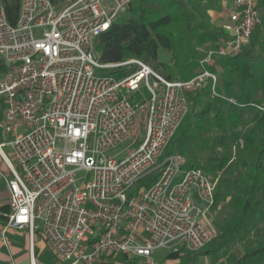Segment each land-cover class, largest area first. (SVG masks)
Instances as JSON below:
<instances>
[{"label": "built area", "instance_id": "2783aa9c", "mask_svg": "<svg viewBox=\"0 0 264 264\" xmlns=\"http://www.w3.org/2000/svg\"><path fill=\"white\" fill-rule=\"evenodd\" d=\"M130 3L20 0L14 24L0 3V134L12 152L11 160L2 155L10 172L3 230L40 232L53 264L150 258L162 248L196 252L217 236L219 175L182 169L185 158L165 152L188 113L187 93L208 80L215 86L203 64L249 43L261 20L256 0L230 1L226 40L198 48L202 69L188 80L168 79L135 57L99 59L97 37ZM142 89L148 95L133 100ZM152 173L149 185L132 189Z\"/></svg>", "mask_w": 264, "mask_h": 264}, {"label": "trees", "instance_id": "16d2710c", "mask_svg": "<svg viewBox=\"0 0 264 264\" xmlns=\"http://www.w3.org/2000/svg\"><path fill=\"white\" fill-rule=\"evenodd\" d=\"M53 4L62 6L73 0H50ZM199 0H131L125 13L110 23L108 28L99 34L95 42V50L99 59L104 63H113L127 58H139L154 69H164V64L157 61L159 48L174 50L177 45L178 35L185 29L190 33L191 39L198 44H204L206 49L222 44L227 35L220 34L203 36L197 31L196 26L190 25L188 4ZM214 1V0H212ZM4 7L5 15L11 24L17 19L20 0H0ZM160 7L157 8L155 5ZM256 8L261 20L250 37L248 48L243 47L237 54L213 60L212 64H203V67L217 76L214 90L218 94L216 100H225L224 105L213 106L207 102L205 107L195 113L197 124L191 123L182 126V123L169 141L165 154H175L180 148L183 139L188 134L195 135L202 122L208 120L210 126L220 132L218 138L225 148L228 140L240 142L241 151L249 153L256 150L257 156L250 164L249 171L245 174L246 184L241 188L236 206L234 226H227L216 240V249L247 235L250 230L259 234L258 225L264 220V38H258L264 32V0H256ZM124 15V16H123ZM208 43V44H207ZM255 51V54H254ZM191 60L187 69L180 75V79L188 80L202 69L200 61ZM185 64V65H186ZM162 69V72L165 73ZM114 71L115 76L124 74L123 70ZM172 79L170 75H164ZM208 83V84H207ZM199 90L187 93L192 99L202 95L209 97L211 80ZM233 98L234 102H229ZM250 114L249 126L245 124L246 115ZM209 117V118H208ZM242 127L241 130H237ZM169 146L171 148L169 149ZM182 152V151H181ZM180 154V153H178ZM229 157L218 162V169L239 168L244 165L242 159L229 162ZM193 166V165H192ZM198 167V166H197ZM225 182V180L223 181ZM219 182L215 191V204L225 198L220 192ZM215 206V205H214ZM215 245V246H216ZM169 258H184L181 249L169 251ZM195 255H193V258ZM264 263V242L258 247H253L237 261V264Z\"/></svg>", "mask_w": 264, "mask_h": 264}, {"label": "rangeland", "instance_id": "374dc122", "mask_svg": "<svg viewBox=\"0 0 264 264\" xmlns=\"http://www.w3.org/2000/svg\"><path fill=\"white\" fill-rule=\"evenodd\" d=\"M230 1L231 0H199L193 4H188V10L191 14L190 25L196 26L198 33L203 36L222 33V24L225 21V14L228 11ZM155 6L157 8L160 7L158 4ZM127 14L128 13H125L124 15ZM180 30H182V32L180 34L177 33L178 41L174 50H165L159 48L157 52V61L164 64V69L161 67L159 69L152 68L163 76L166 74L170 75L172 79L182 80L180 79V75L185 69H187L186 63H189L191 60L197 59L198 57H201L200 59H202V57L205 56L204 52L198 50V48L205 49L204 46L206 43H204L205 45L196 43L195 40L191 39L190 33L185 29V27L180 28ZM258 38H264V32L260 34ZM249 45L250 41L244 47L248 48ZM216 59L218 60L219 58ZM162 69L165 73L162 72ZM2 77L3 73L0 71V79ZM202 87L204 86L194 88L191 91L199 90ZM211 90L212 91L210 92L209 97L202 95L199 98L192 99L188 96V113L182 121V126H185L188 123L196 125L197 118L194 117V114L199 113L205 107L207 102L210 101L213 106L224 105L225 100L215 99V96L218 94L214 88H212V86ZM141 91L142 95L137 93L133 95L132 99L138 100L141 97L148 95L145 89H142ZM250 117V114L246 115L245 117V124L247 127L249 126L248 122ZM241 129L242 127L237 128L238 131ZM219 134L220 132L210 126L208 120H205L202 122V127L198 129L197 133L195 135L193 134V136L188 134L187 137L183 139L184 144H182L180 148H177V152L180 153L186 160V164L182 169L198 166L201 167L211 177H216L219 175L218 182L220 185V192L225 194V198L221 201H218L212 208V217L217 231V236L212 240L211 243H209L200 251H183L185 256L183 259H179L180 264H237V261L244 255L245 252H248L253 247H258L264 242L263 220L258 225L257 229L260 230L258 235H256V231L250 230V232L247 235H244V237L236 240L233 243L223 247L220 246L216 249V240L219 239V236L223 230L228 225H235L236 206L238 204L237 198L241 188H243V186L246 184L245 174L249 171L250 164H252L257 156L255 149L251 150L249 153H244L241 151L239 144L240 142L234 143L231 140H228L227 145L230 148H225L218 138ZM176 138L177 137L175 134L173 136V140ZM142 139L143 127L140 129L138 141L132 146L130 151L135 149ZM126 143L128 142L122 144L121 147H123ZM170 148L171 146H169V149ZM225 157H229L228 163L233 160L235 161L238 158L242 159L244 165L241 167L239 166V168H230L229 171L225 168L218 169V162L223 161ZM154 178L155 174L152 173L137 181L132 189L135 187L149 185ZM224 180L225 182H223ZM168 253V249L162 248L154 252L152 257L158 262H165L171 259L167 256ZM193 255H195L194 258ZM120 258L121 256H118L115 258V260Z\"/></svg>", "mask_w": 264, "mask_h": 264}, {"label": "crops", "instance_id": "0c3cea01", "mask_svg": "<svg viewBox=\"0 0 264 264\" xmlns=\"http://www.w3.org/2000/svg\"><path fill=\"white\" fill-rule=\"evenodd\" d=\"M2 144L3 137L0 134V264H29L30 249H32L37 264H53L54 256L40 232H35L33 236H30L26 228L16 229L9 227L3 230L7 221V214L9 213L8 189L5 179L10 176V172L2 155L11 160L12 152L8 145ZM157 250H154L152 254ZM152 254L150 258L105 255L97 259L93 264H137L138 262V264H149V260L154 264H180V258H171L165 262H158L153 259ZM118 256H121V258L115 260Z\"/></svg>", "mask_w": 264, "mask_h": 264}]
</instances>
